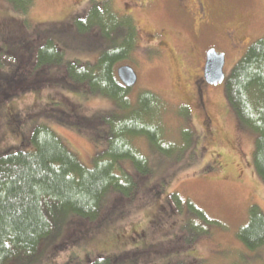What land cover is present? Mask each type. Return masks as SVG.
I'll list each match as a JSON object with an SVG mask.
<instances>
[{
  "label": "trees",
  "instance_id": "trees-1",
  "mask_svg": "<svg viewBox=\"0 0 264 264\" xmlns=\"http://www.w3.org/2000/svg\"><path fill=\"white\" fill-rule=\"evenodd\" d=\"M4 1L12 12L11 19L22 23L4 17L0 21V40L6 44L0 46V110L24 91L39 92L49 86L104 97L116 107L114 112L88 117L70 102L61 104L60 114L47 115L44 108L38 114L80 133L88 131L81 125L98 121L104 132L99 139H91L105 146L91 167L84 166L46 124L35 121L23 131L24 116L8 112V124L19 134L20 142L0 151V264H41L47 249L55 254L90 237L85 222H98L100 213H109L102 216L103 220L125 218L122 212L126 205L140 192H149L154 199L162 196L160 183L145 185L152 169L149 158L134 145L135 139H145L155 152L168 157L178 154L182 146L188 148L193 139L192 132L185 130L181 147L165 143L163 102L148 91L131 102L130 88L118 79L116 66L129 59L138 44L137 26L131 16L115 12L108 0L89 1L85 9L71 16L78 37H95L92 48L97 55L89 63L65 56L66 49L76 55L81 52L62 41L72 33L26 37L24 28L30 27L26 15L33 0ZM128 5L134 7L131 0ZM225 98L238 126L255 136L252 166L264 184V36L253 41L236 62L225 85ZM177 112L184 116L186 110L179 107ZM166 202L185 208L190 215L184 226L188 234L183 238L190 246L210 235L208 228L219 226L193 203L186 202L182 208V200L175 193L166 196L167 210ZM237 239L248 251L264 248V213L257 205L249 207L247 222L239 228ZM143 255L144 250L138 249L101 257L88 255L84 260L71 257L60 264H136Z\"/></svg>",
  "mask_w": 264,
  "mask_h": 264
},
{
  "label": "rangeland",
  "instance_id": "rangeland-1",
  "mask_svg": "<svg viewBox=\"0 0 264 264\" xmlns=\"http://www.w3.org/2000/svg\"><path fill=\"white\" fill-rule=\"evenodd\" d=\"M89 1L102 0H33L26 15V23L30 25L28 29L24 28L26 37L45 32L72 33L70 37H62V41L81 52L76 55L66 49L65 56L94 62L97 55L92 48L95 37L88 40L78 37L75 27L72 29L71 19L72 15L85 9ZM129 1L108 0L111 8L122 15L127 11ZM205 1L212 19L199 28L195 27L192 17L176 8L172 0H158L148 10L133 8L131 17L137 26L138 44L130 58L115 68V71L121 65L135 68L138 79L128 94L131 102L145 91L163 102L161 119L165 143L180 146L183 132H192L191 145L188 148L182 146L174 156L171 152L170 157L159 155L145 139L134 140V145L149 158L152 169V175L144 180L145 185L160 183L164 188L162 196L154 199L149 192H140L126 205L122 212L126 213L125 218L113 216L103 220L102 216L109 213H100L98 222H85L90 237L78 244H69L55 254L47 249L41 264L53 261L60 264L71 257L84 260L88 255L101 257L138 249H143L144 255L136 264H264V248L254 253L237 239V232L247 222L252 204L264 213V184L252 166L255 136L248 128L238 126L236 115L225 98V85L236 62L253 41L264 36V0ZM167 2L173 4L170 6ZM11 16L10 7L0 0V21L3 17L11 19ZM14 17L21 18L18 14ZM35 26V33H32ZM143 29L148 33L142 35ZM230 29L235 30V48L229 45L226 35ZM160 33L162 36H158ZM150 34L152 38H149ZM1 40L0 46H6ZM207 45L226 52V63L224 82L204 90L205 108L212 115V122L206 126L201 109L193 112V120L188 110L180 116L177 109L183 104L190 108L195 106L194 86L190 82L203 70ZM2 59L6 63L7 60ZM70 102L77 104L88 117L116 111L114 103L107 98L86 96L83 92L70 93L56 86L45 87L39 92L24 91L1 107L0 151L16 147L20 142L19 134L7 121L8 112L12 110L24 116L23 131H28L35 121L46 124L84 166L91 167L93 158L105 146L91 139L93 136L99 139L104 132L98 121L93 125H81L88 131L80 133L38 115L43 108L47 115L60 114L61 104ZM38 116L41 118H36ZM169 193H175L182 200V208L186 202L193 203L219 226L208 228L210 235L188 245L183 238L188 234L184 226L190 215L185 208H175L168 202L166 210L164 201ZM110 204L111 201L107 206Z\"/></svg>",
  "mask_w": 264,
  "mask_h": 264
},
{
  "label": "flooded vegetation",
  "instance_id": "flooded-vegetation-1",
  "mask_svg": "<svg viewBox=\"0 0 264 264\" xmlns=\"http://www.w3.org/2000/svg\"><path fill=\"white\" fill-rule=\"evenodd\" d=\"M131 1H132V5L134 6L133 8L142 9V10H148L150 7H152L153 4H157V2H158V0H131ZM172 2H174L177 9L183 10V13L185 12L189 15V17L193 18L196 28L197 27L199 28L202 25H207L208 23H210V21L212 19V13L210 11V8L207 7V2L205 0H172ZM126 4H127L126 5L127 11L124 13V15L131 16L133 8H129L130 6L128 5V2ZM168 4L171 6L173 3L172 4L168 3ZM132 19L134 20V18H132ZM234 31H235L234 29H230L227 31V34H226L227 37L229 38V45L232 48L236 47L235 38H234ZM141 32H142V35L148 33L147 29H145V30L143 29ZM154 32L155 31H153V33ZM158 36H162V34L160 33ZM152 37H153V35L150 34L149 38H152ZM212 49L215 50V52L218 55L223 54V56H224L223 69H224V66L226 63V52L217 50L214 45H207V47L204 49L205 60H204L203 70L200 71V75H198L196 78L192 79L190 82L194 86V91L192 88V93L194 95L195 106H194V108H190V105H187V104H183L181 106V107H183V109L189 111V116L192 120L194 118L193 112L195 110L201 109L203 112V115L205 116L204 123L206 124V126L212 122V115L208 114V112L206 111V108H205L204 90H205V88L217 86L215 84L207 83V81L204 77V69H205V65H206L207 52L209 50H212ZM133 69L135 70V68H133ZM137 77H138V75H137ZM192 116H193V118H192Z\"/></svg>",
  "mask_w": 264,
  "mask_h": 264
},
{
  "label": "water",
  "instance_id": "water-1",
  "mask_svg": "<svg viewBox=\"0 0 264 264\" xmlns=\"http://www.w3.org/2000/svg\"><path fill=\"white\" fill-rule=\"evenodd\" d=\"M224 56L218 55L215 50L207 52L206 65L204 69V77L207 83L221 84L225 78L223 72ZM116 75L120 82L127 88L133 87L137 82V74L129 65H121L116 69Z\"/></svg>",
  "mask_w": 264,
  "mask_h": 264
}]
</instances>
